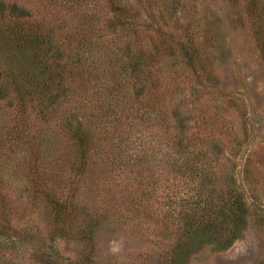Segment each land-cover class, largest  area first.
I'll return each instance as SVG.
<instances>
[{"label": "trees", "instance_id": "trees-1", "mask_svg": "<svg viewBox=\"0 0 264 264\" xmlns=\"http://www.w3.org/2000/svg\"><path fill=\"white\" fill-rule=\"evenodd\" d=\"M69 1L78 8L87 4V0ZM106 1L111 14L103 19V26L95 9L97 0H92V16L85 10L79 27L65 32L38 20L31 9L16 0H0V166L13 165L15 171L24 166L27 171L22 174L30 178L38 195L35 198L51 208L58 231L69 234L73 230L66 225L74 222L77 233L92 245L89 254L72 258L61 253L54 237L47 240L29 228L13 229L16 235L2 229L0 264H20L14 254L18 243L29 247L33 264H98L94 259L95 237L102 222L96 208L98 197L102 193L114 195L110 186L113 176L124 172L121 165H137L129 162L135 160L147 163L151 159L155 168L161 165L175 170L188 192L179 198L180 208L171 211L176 221L172 224L174 240L162 264H187L204 247L226 250L247 227V192L233 173L221 182L213 145L189 133L187 119L173 116L179 108L169 113L166 103H151L154 93H168L178 81L188 84L190 76L197 81L204 76L211 58L204 45L195 43L199 26L175 18L168 31L154 28L159 42L153 43L151 51L137 40L142 24L136 5L125 0ZM147 1L149 7L156 4V0ZM245 5L264 57V6H259V0H245ZM170 6L164 4L161 11L155 5L151 13L159 10L163 18L172 16L174 6ZM104 50L109 59L88 63L86 53L92 51L96 58ZM164 54L179 59L184 72H175L172 77L162 72L158 67ZM77 93L92 103L96 113L80 118L78 112L69 110L61 116L59 130L70 141L75 157L68 164L70 176L55 174L51 183L45 179V166H54L56 159L51 158L44 127L56 117L65 99ZM11 108L15 116L9 123L3 113ZM31 119L38 126L34 133L29 132ZM150 129L154 139L148 141ZM116 133L117 141L111 142L109 135ZM152 142L150 154L148 145ZM126 151L131 153L124 160ZM18 155L23 158L16 159ZM9 159L15 161L10 163ZM56 169L59 173L61 167ZM87 174L111 179L101 184L97 176L92 183V208L81 206V195L82 199L83 195L88 197L90 191L85 187L80 193ZM81 218L84 221L77 222Z\"/></svg>", "mask_w": 264, "mask_h": 264}, {"label": "rangeland", "instance_id": "rangeland-1", "mask_svg": "<svg viewBox=\"0 0 264 264\" xmlns=\"http://www.w3.org/2000/svg\"><path fill=\"white\" fill-rule=\"evenodd\" d=\"M16 1L31 9L38 20L62 27L65 32L79 27L85 10H89L92 16V0L79 5L81 9L71 6L69 0ZM125 1L135 4L141 15L139 23L142 26L137 40L145 49L153 51V43L159 42L153 29L160 27L168 31L175 18L199 26L195 43L204 45L208 58H211L204 76L200 81L190 76L188 84L178 81L168 93L151 94V103H166L169 113L179 108L178 114L173 116L187 119L189 133L213 145L219 159L216 172L221 182L225 181V175L233 173L247 192L249 215L242 237L226 250L204 247L194 253L187 264H264V57L245 0H156L155 5L160 6L161 11L164 4H171L170 8L174 6V14L165 18L160 16L159 10L151 13L155 5L149 7L147 0ZM259 6H264V0H259ZM95 9L102 18L98 22L103 26V19L111 14L109 4L106 0H97ZM107 53L104 50L96 58L92 51L85 55L92 64L95 59L98 62L109 59ZM158 68L170 73L171 77L175 72H184L180 60L166 54ZM165 86L169 87L168 84ZM80 93L65 99L56 117L44 127L51 158L56 159L54 166H45V179L51 183L55 174L70 176L68 164L75 157L70 141L59 130L61 116L69 110L78 112L80 118L96 113L92 103L79 96ZM3 116L10 123L15 111L6 109ZM31 121L29 132L34 133L38 126L36 120ZM150 130L152 134L148 133V141L154 136L153 129ZM117 134L109 135L111 142L117 141ZM148 147L152 154L153 142ZM206 148L211 151V147ZM130 153H123L124 160ZM21 158V155L16 157ZM13 161L15 159H9L10 163ZM150 161L141 163L135 160L129 161L131 164L136 162L135 166L121 165L124 172H119V177L115 174L110 185L114 195L102 193L98 197L96 208L98 218L102 220L94 246V259L98 264H162L161 260L169 254L174 240L172 224L176 222L171 211L180 208L179 198L188 196V192L175 170L161 165L159 169L155 168V161ZM57 167H61L59 173H56ZM24 171H27L24 166L17 171L13 165L3 163L0 166V230L16 235L13 229L29 228L47 240L54 237L56 247L68 257L89 254L92 245L77 233L74 222L66 225L73 230L69 234L58 231L51 208L40 198H35L38 195L31 187L30 178L22 174ZM97 176L87 174L84 177L80 193L86 191L85 187L90 191L88 197L83 195L82 199L81 195V206L92 208V183ZM107 180L111 181L107 176H98L97 182L102 184ZM89 213L92 214V209ZM83 221L81 218L77 222ZM4 239L5 236H1V241ZM14 254L20 264H33L29 247L25 244L18 243Z\"/></svg>", "mask_w": 264, "mask_h": 264}]
</instances>
